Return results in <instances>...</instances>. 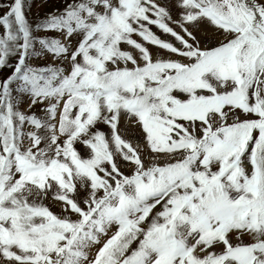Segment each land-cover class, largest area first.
Wrapping results in <instances>:
<instances>
[{
  "label": "snow or ice",
  "instance_id": "obj_1",
  "mask_svg": "<svg viewBox=\"0 0 264 264\" xmlns=\"http://www.w3.org/2000/svg\"><path fill=\"white\" fill-rule=\"evenodd\" d=\"M50 2L0 0V264H264V0Z\"/></svg>",
  "mask_w": 264,
  "mask_h": 264
},
{
  "label": "rangeland",
  "instance_id": "obj_2",
  "mask_svg": "<svg viewBox=\"0 0 264 264\" xmlns=\"http://www.w3.org/2000/svg\"><path fill=\"white\" fill-rule=\"evenodd\" d=\"M26 4V15L28 16V19L30 21H33L37 18V16H43L46 12H49L54 7H58L59 5H56L55 3H49L47 5L41 6V0H25ZM50 35L55 36L56 33H51ZM78 148H80L79 145H77ZM81 152L83 153V149H81ZM54 211H57L58 209L53 208Z\"/></svg>",
  "mask_w": 264,
  "mask_h": 264
}]
</instances>
